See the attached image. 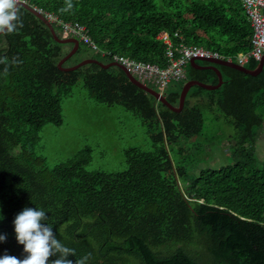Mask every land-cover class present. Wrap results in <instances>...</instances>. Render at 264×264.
<instances>
[{"label":"trees","instance_id":"obj_1","mask_svg":"<svg viewBox=\"0 0 264 264\" xmlns=\"http://www.w3.org/2000/svg\"><path fill=\"white\" fill-rule=\"evenodd\" d=\"M25 1L45 15L85 25L97 45L78 36L80 47L64 66L89 57L108 63L112 58L104 51L167 66L166 43L157 38L163 29L226 56L252 49L253 29L241 0H71L66 11L61 9L67 0ZM19 15L23 27L0 34V235L7 236L0 257L26 255L13 220L28 207L45 211L42 223L75 250L67 257L73 264L85 256V264H264V160L257 154L264 68L251 75L220 65L223 85L193 86L177 112L118 66L89 63L61 70L58 63L73 44L56 41L26 7L20 6ZM52 23L59 36H73ZM88 50L94 54L74 59ZM14 57L19 63H12ZM258 61L250 58L245 65L255 68ZM80 79L89 97L122 105L140 118L151 139V150L126 151L122 171H86L89 147L52 168L38 153L40 131L48 123H63L62 100ZM189 79L219 81L214 70L189 63L186 78L166 88L172 104H179ZM207 120L234 129L230 161L217 168L208 164L210 137L206 148L177 147L180 140L189 144L202 135ZM188 151L194 154L190 164ZM203 162L207 165L199 168Z\"/></svg>","mask_w":264,"mask_h":264},{"label":"rangeland","instance_id":"obj_2","mask_svg":"<svg viewBox=\"0 0 264 264\" xmlns=\"http://www.w3.org/2000/svg\"><path fill=\"white\" fill-rule=\"evenodd\" d=\"M90 54L94 52L82 51L74 59H81ZM62 116L61 125L48 123L39 133L38 153L45 157L50 168L73 158L77 152L89 147L92 150L85 170L115 173L125 169L128 149H152L151 139L140 118L122 105L99 103L89 97L83 79L73 87L70 95L63 98ZM233 133V127L207 120L206 130L202 135L195 137L189 144L185 139L180 140L177 147L189 149L193 144L201 143L206 148L210 137L212 155L208 164L217 168L230 161L229 141ZM19 151L18 148L13 153L17 154ZM204 153L203 157L206 156L207 150ZM186 154H190L186 161V164H190L194 154L191 151ZM257 154L264 160V125L257 142ZM206 165L207 163L203 162L199 168Z\"/></svg>","mask_w":264,"mask_h":264},{"label":"built area","instance_id":"obj_3","mask_svg":"<svg viewBox=\"0 0 264 264\" xmlns=\"http://www.w3.org/2000/svg\"><path fill=\"white\" fill-rule=\"evenodd\" d=\"M242 4L251 23L253 33L251 37L252 49L248 53L236 55L240 63L248 61L249 58L259 60L264 55V0H242ZM49 17L61 25L63 32L80 36L81 39L97 48V45L91 41L90 35L87 34L85 25L78 21H64L52 14H49ZM157 38L166 43L167 66L107 51L103 53L109 55L113 61L125 65L141 81L153 84L155 89L163 94L171 81L186 78V68L191 59L213 57L232 60L233 58V56L223 55L202 45L187 44L183 35L178 32L172 35L168 30L163 29L158 33Z\"/></svg>","mask_w":264,"mask_h":264},{"label":"clouds","instance_id":"obj_4","mask_svg":"<svg viewBox=\"0 0 264 264\" xmlns=\"http://www.w3.org/2000/svg\"><path fill=\"white\" fill-rule=\"evenodd\" d=\"M71 7V0H67V8L61 11ZM19 8V0H0V33L10 34L23 27ZM12 63L19 61L14 57ZM2 219L3 216L0 215V220ZM46 219V213L42 209L26 207L18 213L13 220L15 239L23 246L26 255L20 259L5 253L0 257V264H73L67 257L75 256V250L64 246L57 239L51 225L42 223ZM6 240V234L0 235V242ZM50 257L56 258L50 261ZM87 259L88 256L75 260V264H85Z\"/></svg>","mask_w":264,"mask_h":264},{"label":"water","instance_id":"obj_5","mask_svg":"<svg viewBox=\"0 0 264 264\" xmlns=\"http://www.w3.org/2000/svg\"><path fill=\"white\" fill-rule=\"evenodd\" d=\"M19 4H20V6L26 7L28 10H30L32 13H34L40 19H42L50 27L56 41H58L60 43H65V44H68V43L73 44L70 51L64 57H62L58 63V67L61 70L73 71V70H76L79 67L86 65V64H89V63H98L105 69H108V68L113 67V66H118L126 72V74L128 75V77L130 78V80L133 83H135L136 85H138L142 89L148 91L149 93L154 95L158 101L165 103L168 107H170L172 110L177 111V112L182 111V109L184 108L187 95L193 86H201V87L209 89V90H214V89L221 87L223 82H224L223 74L217 66H215V65L203 66V65L199 64L198 61L203 60V61L212 62L214 64H218V65H226V66L238 69L240 71H243V72H245L247 74H251V75H258L264 68V55H262V57L259 59L258 64L255 68H249V67H247L243 64L237 63L235 61H229L227 59H221V58H213V57H196V58H193L190 61V65L192 67L197 68V69L208 68V69L214 70L218 75L219 82L216 84H212V83L203 82V81L198 80V79L187 80L183 84V87H182V90L180 93L179 104L174 105L167 99L166 94L161 93L160 91H158L154 87H152V86L148 85L147 83L138 79L125 65H123L117 61H110L108 63H104L97 58L89 57V58H85V59L81 60L80 62H78L74 65L64 66L65 62L70 57H72L74 54H76V52L78 51L80 44H81L80 39L78 37H75V36H68V37L59 36V34L57 33V30L55 29L54 24L45 16L44 13L39 11V9H37V7L29 4L27 1H24V0H19ZM0 34H2V33H0Z\"/></svg>","mask_w":264,"mask_h":264},{"label":"crops","instance_id":"obj_6","mask_svg":"<svg viewBox=\"0 0 264 264\" xmlns=\"http://www.w3.org/2000/svg\"><path fill=\"white\" fill-rule=\"evenodd\" d=\"M24 1H25V0H24ZM241 1H242V0H241ZM37 9H38V8H37ZM39 11H40V10H39ZM41 12L43 13L42 10H41ZM45 16H46V17H47V16L49 17V15H45ZM48 17H47V18H48ZM49 18H50V17H49ZM49 18H48V19H49ZM50 19H51V18H50ZM50 19H49V20H50ZM51 20H52V19H51ZM51 20H50V21H51ZM52 21H53V20H52ZM52 21H51V22H52ZM240 53H245V52H239L238 54H240ZM247 53H248V52H247ZM249 59H250V58H249ZM227 60H229V59H227ZM229 61H235V62H237V63H240L237 57H233L232 60H229ZM248 61H249V60H248ZM248 61H246V62H244V63H240V64L245 65V63H247ZM189 63H190V62H189ZM225 66H226V65H225ZM245 66H246V65H245ZM186 69H187V68H186ZM237 70H238V69H237ZM186 71H187V70H186ZM223 79H224V78H223ZM218 80H219V78H218ZM218 82H219V81H218ZM223 83H224V82H223ZM215 84H216V83H215ZM222 85H223V84H222ZM192 100H194V99H192Z\"/></svg>","mask_w":264,"mask_h":264},{"label":"flooded vegetation","instance_id":"obj_7","mask_svg":"<svg viewBox=\"0 0 264 264\" xmlns=\"http://www.w3.org/2000/svg\"><path fill=\"white\" fill-rule=\"evenodd\" d=\"M198 62H199V64H201V65H203V66H213V65H215V66H217L218 68H219V66H220V65H218V64H214V63L209 62V61H203V60H201V61H198ZM205 69H208V68H205Z\"/></svg>","mask_w":264,"mask_h":264}]
</instances>
